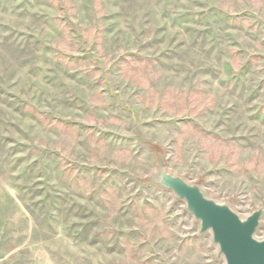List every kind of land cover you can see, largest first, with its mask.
Wrapping results in <instances>:
<instances>
[{
    "label": "rangeland",
    "instance_id": "1",
    "mask_svg": "<svg viewBox=\"0 0 264 264\" xmlns=\"http://www.w3.org/2000/svg\"><path fill=\"white\" fill-rule=\"evenodd\" d=\"M160 161L264 209V0H0V264H223Z\"/></svg>",
    "mask_w": 264,
    "mask_h": 264
},
{
    "label": "water",
    "instance_id": "2",
    "mask_svg": "<svg viewBox=\"0 0 264 264\" xmlns=\"http://www.w3.org/2000/svg\"><path fill=\"white\" fill-rule=\"evenodd\" d=\"M151 182L184 202L185 211L199 224L198 235L208 232L223 264H264V238H257L262 207L242 218L227 203L207 196L198 185L165 169L160 161Z\"/></svg>",
    "mask_w": 264,
    "mask_h": 264
}]
</instances>
